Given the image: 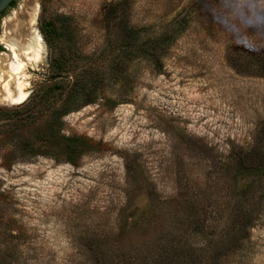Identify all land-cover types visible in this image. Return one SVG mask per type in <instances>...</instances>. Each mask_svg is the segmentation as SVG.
Here are the masks:
<instances>
[{
  "label": "rangeland",
  "instance_id": "obj_1",
  "mask_svg": "<svg viewBox=\"0 0 264 264\" xmlns=\"http://www.w3.org/2000/svg\"><path fill=\"white\" fill-rule=\"evenodd\" d=\"M0 50V264H264V0H17Z\"/></svg>",
  "mask_w": 264,
  "mask_h": 264
},
{
  "label": "bare ground",
  "instance_id": "obj_2",
  "mask_svg": "<svg viewBox=\"0 0 264 264\" xmlns=\"http://www.w3.org/2000/svg\"><path fill=\"white\" fill-rule=\"evenodd\" d=\"M4 39L6 40V42L9 43V45L12 49V53H13L12 58L14 60V63L9 64V70H11L10 71L11 72L10 77L16 76V78H17V76L19 75V73H21V71L24 67V62L21 61L19 54L17 53L18 52L17 51L18 45L22 44V43L18 44L15 39L9 38V37H5ZM40 40H41L40 36L35 35V36L29 38L28 43L26 45H20L19 47H20L22 52H25V53L29 52L30 54L33 53V56L32 57L30 56L29 59H31V58L38 59L39 56L41 55L40 54ZM7 66H8V63H7ZM7 89H8V87H7ZM19 90H20V94L16 98H14V97H12V98H14L16 101H23L29 95V92L24 90L22 84H20ZM8 94H9V92H8ZM11 94H10V96H11Z\"/></svg>",
  "mask_w": 264,
  "mask_h": 264
},
{
  "label": "trees",
  "instance_id": "obj_3",
  "mask_svg": "<svg viewBox=\"0 0 264 264\" xmlns=\"http://www.w3.org/2000/svg\"><path fill=\"white\" fill-rule=\"evenodd\" d=\"M154 59L159 62V60L152 54ZM260 70L263 71L264 76V60L260 62ZM252 153L259 157L260 161L258 165L261 170H264V124L258 131L254 146L251 149Z\"/></svg>",
  "mask_w": 264,
  "mask_h": 264
},
{
  "label": "water",
  "instance_id": "obj_4",
  "mask_svg": "<svg viewBox=\"0 0 264 264\" xmlns=\"http://www.w3.org/2000/svg\"><path fill=\"white\" fill-rule=\"evenodd\" d=\"M13 2V0H0V14H2Z\"/></svg>",
  "mask_w": 264,
  "mask_h": 264
},
{
  "label": "flooded vegetation",
  "instance_id": "obj_5",
  "mask_svg": "<svg viewBox=\"0 0 264 264\" xmlns=\"http://www.w3.org/2000/svg\"><path fill=\"white\" fill-rule=\"evenodd\" d=\"M17 0H13V2L10 4V6L2 13L0 14V18L4 15V13L9 9L11 8L15 3H16ZM0 53H1V50H0ZM12 55V54H11Z\"/></svg>",
  "mask_w": 264,
  "mask_h": 264
}]
</instances>
